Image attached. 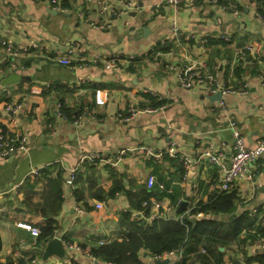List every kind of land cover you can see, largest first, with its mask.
<instances>
[{"label":"crops","instance_id":"0c3cea01","mask_svg":"<svg viewBox=\"0 0 264 264\" xmlns=\"http://www.w3.org/2000/svg\"><path fill=\"white\" fill-rule=\"evenodd\" d=\"M127 1L138 7L125 17L110 14L109 25L97 27L101 15L94 7L88 11L84 0H62L59 10L49 0H0V123L5 125L0 131L26 134L28 140L26 151L0 157V264H73V260L115 264L91 249L128 233L121 226V216L131 212L135 218L141 211L131 205L129 191L149 193L142 209L145 222L161 218L162 213L175 219L190 214L200 202L224 192L218 168L201 154L211 142L231 152L229 119L249 146L264 136L260 0H195L178 6L165 0ZM187 32L196 37L189 38ZM206 36L211 42L205 44L201 38ZM3 40L15 44L35 40L46 50L22 56L13 64ZM57 55L70 58L74 67L59 64L53 59ZM131 55L134 58L127 61ZM113 56L123 62L116 72L103 62ZM248 60H255V66ZM173 64L177 69L167 68ZM181 70H201L236 89L224 96L227 112L220 99L209 97L212 94L183 88ZM244 87L248 92L240 91ZM57 103L72 111L81 107L79 124L61 116ZM171 140L177 145L176 157L165 153ZM147 149L157 156L147 158ZM87 151L104 152L112 160L81 164ZM184 155L197 161L187 166ZM255 166L259 171L255 181L238 179L227 190L237 195L231 213L206 214L227 223L248 211L253 222L237 238L223 241L207 234L196 248L188 250L185 244L172 249L176 254L171 256L167 251L158 257L142 248L140 260L144 264L166 258L168 264H264L258 257L264 253L260 246L264 238L246 241L264 224V155ZM74 168L77 176L69 186L66 180ZM149 176H155L153 187L148 185ZM57 178L59 207L49 192L50 180ZM115 180L122 189L109 196ZM154 199L160 207L151 203ZM183 201L185 211L177 212ZM99 202L102 208L97 207ZM43 207L56 219L54 237L62 239L64 255L45 256L50 240L37 242L27 227L31 224L41 231L46 223ZM66 242L84 251L68 250Z\"/></svg>","mask_w":264,"mask_h":264},{"label":"built area","instance_id":"2783aa9c","mask_svg":"<svg viewBox=\"0 0 264 264\" xmlns=\"http://www.w3.org/2000/svg\"><path fill=\"white\" fill-rule=\"evenodd\" d=\"M62 0H49L51 6L55 10H59L62 8L61 2ZM168 4H172L174 6H178L182 2L193 3L195 0H165ZM262 1V0H261ZM264 1V0H263ZM85 6L88 11H91L94 7L101 15V20L97 24V27H106L109 25L108 16L110 14H115L117 16L125 17L129 10L138 7V4L132 1L127 0H84ZM174 33H178L179 26L174 23L173 24ZM189 38L194 39L196 35L194 33L187 32ZM222 38H227L226 35H222ZM209 38L203 37L201 41L203 43H207ZM2 44L9 55L13 64L16 63V60L22 56L27 54H41L44 53L46 50L45 45L41 42L32 40L30 42L24 44H15L11 40H3ZM249 51L252 53L256 52V48L252 45L248 46ZM58 51L55 50V53ZM134 58V56H129L127 61H130ZM155 60L158 58L157 55L153 57ZM59 64L68 65L70 67H74L72 64V60L68 57L57 55L53 57ZM104 66L106 69L111 70L113 72L119 71L122 69V59L118 56L109 57L107 59H103ZM248 63L251 67L255 66V60H248ZM169 69H177L176 66L169 65L167 66ZM178 77L180 80V84L185 89H195L204 94H215L219 91L222 92V97L220 99V105L222 108L227 112V103L224 100V96L230 93L237 92L236 89H233L229 86L220 84L217 79L212 76L208 75L206 72L201 70H191L186 72L185 70H181L178 72ZM260 78L264 81V73L260 74ZM247 86V85H246ZM240 91L242 93L248 92L247 89L241 88ZM59 107V113L61 116L65 118H71L73 121L78 125L80 122V115H76L72 113L71 116L63 112L62 104L57 103ZM153 111V109H150ZM229 124L233 128L232 135H233V143L230 147L231 152H228L227 149L222 144H215L210 143L205 151L201 154L202 157L207 159L209 163L214 164L222 177L221 188L223 191L231 189L232 184L235 180L238 179H245L249 181H255L258 177V169L255 164L263 157L264 155V136L259 138L255 144V146H249L246 142L244 135L240 132L239 128L236 126L235 121L229 119ZM27 135L22 134L19 136H13L5 134L4 132L0 131V157L6 158L9 155L13 154L16 151H26L27 150ZM176 142L171 140L169 142V147L165 150V153H168L170 156L176 157L177 147ZM145 156L147 158H151L157 156L153 150L147 149L145 152ZM112 160L111 156L105 154L101 151H87L84 152L80 163H95L101 160ZM184 161L187 166H190L191 163L197 161V159L192 158L189 155H184ZM37 172V170H34ZM77 176L76 168L72 169L70 174L67 177L66 182L68 185H73ZM149 187H153L155 185V176H149ZM154 206L160 207L161 203L159 200L154 199L151 201ZM148 202H144V205L147 206ZM104 206L103 202L97 203L98 208H102ZM145 210L138 211L134 217L137 220H140L145 217ZM186 214H178L176 219H182ZM191 217L192 215L189 214ZM198 215H201L199 213ZM162 218H175V216H171L168 213H162ZM31 233L35 236L40 234V229L34 225H27ZM260 246H264V243L260 244ZM66 247L68 250H73L76 252L84 251L82 246L77 245L73 242H66ZM202 251H205L204 249ZM167 255H174L176 254L175 251L170 250L166 253ZM159 257V255H157ZM34 261V260H33Z\"/></svg>","mask_w":264,"mask_h":264},{"label":"trees","instance_id":"16d2710c","mask_svg":"<svg viewBox=\"0 0 264 264\" xmlns=\"http://www.w3.org/2000/svg\"><path fill=\"white\" fill-rule=\"evenodd\" d=\"M264 7V1L260 0ZM264 14V10H263ZM211 42L210 39L207 43ZM63 112L71 116L72 112L79 115L83 112L82 108H78L74 111L63 106ZM5 125L0 123V129L4 131ZM57 178L51 179V187H49L50 195H55L57 201L56 205H61V181ZM57 189V190H56ZM119 189H122V185L118 181H114V186L109 190V196L115 194ZM102 191V189H99ZM99 197H102L100 193H97ZM131 205L138 210L144 208V202L149 201V193L142 192H128ZM61 199V200H60ZM237 195L235 191H224L216 197H213L208 202H200L199 205L193 208L189 214H186L182 219H167L157 218L151 222H145L142 220H136L132 217L131 212H125L121 218V226L128 231L125 233L121 240H114L108 244L101 245L97 248L91 249L92 253L105 260L111 261L115 264H144L139 258V252L142 248L150 251L153 255H161L164 252L172 249H179L185 244H189L187 249L191 250L196 248L195 245L199 244L205 235L210 234L217 236L223 241L237 238L241 231L245 227H249L253 218L248 211L233 216L229 222L224 223L218 218L208 217L206 214L208 211L212 213H231L236 205ZM46 223L41 228V233L37 236V242H46L51 240L55 235L56 219L52 213L45 207L42 209ZM198 212H203L205 216H196ZM192 218L194 220H192ZM248 237L251 241H257L260 238H264V224L259 225L253 230ZM2 246L0 237V248ZM194 246V247H193ZM261 261L264 260V253L258 255ZM73 264H80L78 261L73 260Z\"/></svg>","mask_w":264,"mask_h":264},{"label":"water","instance_id":"95a60500","mask_svg":"<svg viewBox=\"0 0 264 264\" xmlns=\"http://www.w3.org/2000/svg\"><path fill=\"white\" fill-rule=\"evenodd\" d=\"M212 100H216V99H221L222 97V92L219 91L215 94H212L209 96ZM187 206V202L183 201L179 208L177 209V212H183L185 211ZM192 220H194L192 218ZM263 252H264V248H263ZM52 254H59V255H64L65 254V248H64V244L63 241L60 237L55 236L54 238H52V240H50L46 246L45 249V256H49ZM169 258L163 259V260H158L157 264H168L169 263Z\"/></svg>","mask_w":264,"mask_h":264}]
</instances>
